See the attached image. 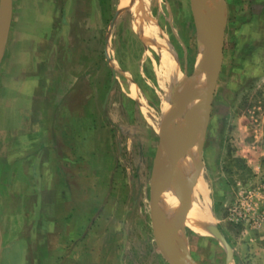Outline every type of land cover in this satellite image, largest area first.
<instances>
[{
    "label": "rangeland",
    "instance_id": "obj_1",
    "mask_svg": "<svg viewBox=\"0 0 264 264\" xmlns=\"http://www.w3.org/2000/svg\"><path fill=\"white\" fill-rule=\"evenodd\" d=\"M37 1L53 4L51 27L60 31L58 45L66 59L55 64L60 66L58 91H37L39 105L26 112L35 126L42 118L56 122L59 116L58 126L50 125L57 127L67 149H78L80 162L62 169L36 166L38 151L11 153L22 146L9 139V106L2 89L1 264L26 256L28 264H170L155 238L152 191L162 172L160 150H173L164 152L168 166L187 145L181 157L197 145L198 167L182 177L177 200L182 192L190 199L196 180L202 179L204 192L198 198L209 202L231 246L229 257L217 236L180 226L192 264H264V0H219L220 20L201 9L210 31L225 30L207 124L203 91L208 77L201 71L215 47L207 34L199 35L191 0H146L142 8L137 0ZM142 17L154 31L152 40L138 33ZM202 47L207 53L201 57ZM171 74L175 79H168ZM55 93L60 102L54 106L47 97ZM181 123H186L181 129L189 130L179 131ZM177 131L186 133L180 135L183 140L167 145ZM192 134L196 137L190 141ZM177 165L171 168L175 172ZM174 177L168 176L166 189ZM51 178L63 184L58 191L63 201L54 213L48 182L40 185ZM170 204L174 216L177 210ZM181 210L177 218L182 225V205ZM158 216L161 223L159 210Z\"/></svg>",
    "mask_w": 264,
    "mask_h": 264
},
{
    "label": "crops",
    "instance_id": "obj_2",
    "mask_svg": "<svg viewBox=\"0 0 264 264\" xmlns=\"http://www.w3.org/2000/svg\"><path fill=\"white\" fill-rule=\"evenodd\" d=\"M53 9L54 6L50 4V2L42 4V2L40 3L37 0H12L11 24L6 42L1 49L2 52H0V95L2 89H6L4 97L6 99V106H9V126L7 129L10 134L9 139H15L16 145L19 147L20 145L22 146L19 149L16 147L11 153L26 155L27 153H35L38 151L36 153L38 156V158H36V166H58L62 169V166H79L78 162H80L77 161V156L80 154L78 149L75 146L71 149H67L66 145L63 143L64 138H62L57 127L53 128V126L50 125L51 122L56 123L58 126L59 122L62 120H60L59 116L56 122H53V118L48 117V120L42 118V120H40L41 124L37 123L35 126L34 121L30 120V116L26 112L29 107L39 105L40 102H37L38 99L36 98L37 91L55 92L56 89L57 91L59 89V82L56 80L55 76L59 74L60 66L55 64H58L60 59L65 60L66 53L64 50L60 51L59 49V45L62 46V36L58 35L60 31L58 30V33L57 30L55 32L52 31L51 24L54 19L53 12L51 11H53ZM50 33L57 34L58 39H52ZM47 99H49L52 105H59L60 99L56 93L50 95ZM33 100L36 102L33 103ZM91 141H93V138L90 139V142ZM85 150L87 151V149H84L82 152ZM94 152V150L87 151V153L91 155L94 154ZM46 181L48 182L47 190L49 201L55 204V206H52L50 212L54 213V210H57L56 206L58 203L63 201L60 199L58 193L59 188L62 187L63 184H61L59 178H51L49 180L42 179L40 185L43 188ZM31 184H34L33 180H31ZM38 195H40V193ZM174 197L172 199V207L173 209L176 207L177 210L179 201L177 200V195H174ZM38 200L39 199L36 201ZM206 208L209 209H207L209 213L206 214V220L209 219L208 215L211 220L209 219V226L207 222L203 221L200 227L205 224L202 229L205 230V232H209L205 234L196 233L200 235L216 236L215 232L217 230L220 231V229L215 223L214 214L212 213L209 202H206ZM175 215L180 218L179 210H177ZM185 222L179 226H187V222ZM178 224H181L180 221ZM27 250L28 248L26 245V251ZM178 252L181 256V252ZM2 260L3 242L0 264ZM8 263L28 264V259L27 256L25 260L20 261L10 259ZM8 263L6 260V264Z\"/></svg>",
    "mask_w": 264,
    "mask_h": 264
},
{
    "label": "bare ground",
    "instance_id": "obj_3",
    "mask_svg": "<svg viewBox=\"0 0 264 264\" xmlns=\"http://www.w3.org/2000/svg\"><path fill=\"white\" fill-rule=\"evenodd\" d=\"M145 1L146 0H137V2H135V3L142 8L145 5ZM208 8L211 9L212 11L211 10H208ZM201 9L204 10V13H207V14L209 13L213 18H216L217 19V17H218L219 20L222 18V9H221V4H220L219 0H203L202 3H201ZM207 14H206V16H208ZM138 22L139 23L137 24V26L136 25L135 26L138 29V33H139L140 37L144 41H146V40H152L151 37H152V34L154 33V31H153L152 28L148 27V25H147L148 23L145 21V18H143V17L142 18H139V21ZM149 36H151V37L149 38ZM207 39H208V35H207ZM204 40H205L204 41V43H205L206 42V39L204 38ZM207 42H206V44H207ZM204 47H202V50H201V55H200L201 57L204 56V55H206V53H207L206 50L204 49ZM168 79L169 80L175 79V75L174 74H171L168 77ZM174 82H177V81L174 80ZM178 82H179V80H178ZM130 86H131V84H130ZM133 91L136 92L137 90L134 88ZM140 100H142V99H140ZM144 109H146V108H144ZM189 114H190V111H189ZM191 114L193 115V113H191ZM188 117H186L187 119L184 118V120L186 119L187 122L188 121H191L190 120L191 118L189 117V119H188ZM193 117H195V116L193 115ZM193 121L196 122V120H193ZM182 123H181V127L179 128V131L182 128V125H183ZM185 125H186V123H185ZM185 125H183V127ZM187 127L188 126H186V128ZM163 129L164 128H162V130ZM182 130L183 129H181V131ZM184 130L183 131L186 132L187 129H184ZM179 131L174 132L172 135H170L168 141L166 142L167 145H170V144H168V142H170V143L171 142H174L173 144L176 145L177 143L179 144V142L181 140H183V138H184L183 136L186 133L185 134H182L183 132H181V134H180ZM180 135H183V136H181V140H180ZM175 142H177V143L175 144ZM166 143H165V146H166ZM174 145H173V147H174ZM169 148L170 147L167 146V149H169ZM170 150L173 151L171 148H170ZM170 150H168V151H170ZM198 150H199V147L197 145H194L190 149V151H189L190 153L188 152L189 155H186V156L180 158L179 164L177 163L178 165L176 167L177 168L176 169V172L173 171V173H172L173 174L172 177H174V175H175V177L173 179V183L170 181L172 183L171 186L168 189H166L165 194L163 192L164 196H163V194L161 195L160 201L162 199V196H163V199H162L161 203L159 201V204H158V210L160 211L161 218H162L161 229H162V231L165 234V240H164V242H165L166 245L171 246L172 249H173V251L175 253H177L179 256H180V254H179L178 251L181 252V256H182V259H183L184 264H192V261H191L189 255H188L187 246L183 245L182 240H181L182 237H180V235H181V232L180 231L182 230V228H180L181 230L179 229V227H180L179 225H181V224H178V222H179L180 219L178 220V218L176 217V215H174V216L172 215L170 202H172V199H173L174 195H176V194H174V193H176L175 192L176 191L175 189L179 187L180 183H182L181 182V179H183L182 177L185 174L186 175H187V173L190 174L193 170H196V167L197 166H195L194 163H196L195 161H196V157L198 156L197 155ZM164 152L162 150H160V153H159L160 155H159V159H158V163H157L158 166L161 169L165 168L166 165H167V162L164 159V157H165ZM167 152H165V153H167ZM193 166H195V168ZM174 172H175V174H174ZM204 187L205 186L203 185L202 179L198 178L196 180L194 190L192 191V193L190 195V199L188 201V209H187V214H186L187 215V220H186L187 223L185 222L190 229H192L195 232L201 233V234L208 233L209 231L208 232H205V230L202 229V227L205 226V224L203 226L201 225V227H200V224H203V221H204V222H207V224L209 226V223H210L209 222V219H210V216L209 215H208L209 219L207 217L208 220H206V214L209 213V211H208L209 209L206 208V202H207V200H201L200 201L199 198H198V195H197L198 192H200V191L204 192ZM207 205H208V203H207ZM160 208H161V210H160ZM177 210H179V214L181 215L182 210H181V205H180L179 202H178ZM207 227H205V228H207ZM208 230H209V228H208Z\"/></svg>",
    "mask_w": 264,
    "mask_h": 264
},
{
    "label": "water",
    "instance_id": "obj_4",
    "mask_svg": "<svg viewBox=\"0 0 264 264\" xmlns=\"http://www.w3.org/2000/svg\"><path fill=\"white\" fill-rule=\"evenodd\" d=\"M192 1V8L195 15L196 25L198 29V33L202 36L203 33L207 34L211 38V43L215 47V52L208 56L205 67L201 71V75L203 73L207 74L208 82L204 88V99H205V109L206 115L204 119L206 120V124L209 121L211 116V108H212V95L211 91L214 87V72L219 70L222 65L223 57H224V44H225V30L222 27H217L215 30L210 31L207 26L203 24L202 21V10H201V3L202 0H191ZM12 18V0H0V52L3 45L6 42L7 35L9 32L10 24ZM206 67H210L212 70H207ZM196 135L192 134L190 141H192ZM188 145L184 150L177 151L173 154L171 158V163L168 164L165 168L162 169L161 176L156 180L153 186L152 191V216H153V225H154V233L157 244L163 253L164 257L170 262V264H184L183 259L173 251L171 246L165 244V234L161 229V223L159 222L158 216V204L160 201V197L162 192L167 187L168 176L172 179V173L175 171L173 168L179 162L181 156L187 151ZM168 169H171L170 172ZM175 174V172H174ZM183 194L180 196L179 200L184 209V216L183 219L186 221L187 218V209H188V192H182ZM215 235L223 242L225 245L228 256H231V246L227 243L226 239L223 237L220 231H216ZM126 237V234L124 233ZM1 247H2V240L0 236V257H1Z\"/></svg>",
    "mask_w": 264,
    "mask_h": 264
}]
</instances>
